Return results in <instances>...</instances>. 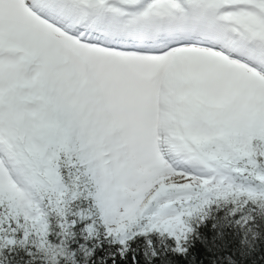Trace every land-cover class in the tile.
<instances>
[{
  "label": "snow or ice",
  "instance_id": "snow-or-ice-1",
  "mask_svg": "<svg viewBox=\"0 0 264 264\" xmlns=\"http://www.w3.org/2000/svg\"><path fill=\"white\" fill-rule=\"evenodd\" d=\"M0 264H264V0H0Z\"/></svg>",
  "mask_w": 264,
  "mask_h": 264
}]
</instances>
